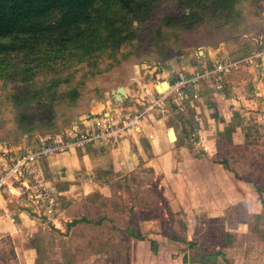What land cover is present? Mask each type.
Returning a JSON list of instances; mask_svg holds the SVG:
<instances>
[{
  "label": "rangeland",
  "instance_id": "obj_1",
  "mask_svg": "<svg viewBox=\"0 0 264 264\" xmlns=\"http://www.w3.org/2000/svg\"><path fill=\"white\" fill-rule=\"evenodd\" d=\"M150 1L152 5L147 6L150 11L148 16L138 19L132 16L126 18L130 21V30L133 34L126 44L118 49L115 57L102 56L98 59L100 65L96 74L92 73L89 64L75 65V60L52 61L34 68L30 59L21 53H0L1 176L18 161L40 149L42 141L47 145H55L54 147H59L66 141L77 143L85 134L83 129L89 116L100 119L104 117V112H113L115 107L125 109L124 112L127 113L143 111L144 106L136 102L134 96L123 97L122 102L119 100L114 102L112 92L120 86L129 88L134 94L144 84L150 85L152 96L148 97L147 101L153 107L138 123V126L144 123L142 128L153 124V131H158L160 128L155 126L154 122L164 119V133H167L169 140V131L172 129L178 134L182 128L187 131L191 129L190 134L197 130H209L204 121L206 110V114L211 117L208 108H204L205 92L213 90L218 85L217 82L232 83L238 78L239 74H235L237 68L240 74H247V70L243 69L245 66L241 64L235 66L233 64L235 61L225 54L227 48L230 51L237 48L233 51L236 60L251 52L248 48H253V44L252 46L248 44L255 42L253 39L264 41V0H239L237 9L240 13L236 18L233 15L228 22L218 23L212 20L206 27L190 32L170 31L161 26L163 18L181 9L180 5H177V0ZM111 12L123 13L118 7L111 8ZM57 18L56 15L52 21ZM241 42L245 43L242 45ZM217 46L224 48L222 54L224 57L217 59L218 63L208 66L200 62L199 57H202L203 53L198 54L199 50L207 52ZM257 47L263 46L257 44ZM113 58H118L119 63L113 64ZM111 64L113 66L108 71L107 68ZM219 65L223 67L222 70H219L221 67ZM182 67L185 69L191 67L194 71L183 72ZM211 70H213L211 74H206ZM203 74H205L203 78L197 79L198 75L200 77ZM191 77L197 80L180 90V95L172 92L161 99V96L155 93L157 90L154 91L152 87L154 83L152 79H155L158 85L161 81L169 80L172 83L177 78L186 80ZM57 79L67 81L58 83L52 93L56 96L58 94L71 105L66 106L63 99L57 100L53 106L54 117L46 121L39 112L41 109L37 106L38 102L30 101L32 103L27 109L37 111L39 120H34L32 128L21 127L18 115L21 110L20 104L23 102L15 104V98L19 95L20 99L26 89L33 91L38 87L47 88L46 86ZM196 84L197 89L193 93L199 97L194 99L195 107L192 108L189 94ZM77 85H82L79 87L80 95L74 99L72 95L66 97L68 91L65 87ZM16 87L19 88L18 92ZM209 101L211 102L210 99ZM132 132L135 131H128L127 135ZM198 137L199 133L196 136L192 134V139H182L181 143L177 144V147L183 148L179 158L176 154L170 159L168 154L165 162L162 155L141 161L138 167H130L121 178L105 184L90 194L73 199L71 197L76 193L70 191V199L58 201V195L53 189L55 202L51 210L40 207L37 209L34 203L26 201L29 204L27 208L29 214L37 219L30 227H25V232L7 235L0 240V264H164L166 258L157 261L152 252H149L148 242L145 245L149 237L142 236L140 223L155 216L162 217L165 208L168 210V200L171 196L162 185H168L174 178L183 184L184 190H187L192 202L190 212L198 218V229L193 234L196 241L202 239L208 231L214 233L219 230L222 233L225 251L221 255L223 257L220 264L233 263V257L240 252L242 240L248 247L243 251L244 258L252 264L257 261L255 255L258 254L259 264H264V208L260 205L263 193H259V188L253 186L256 184L264 189V145L236 146L235 140L224 134L217 141L219 149L217 148L216 154L214 140L210 136L206 138L203 136L201 141ZM120 140L121 138L118 142ZM118 142L89 144L113 146ZM86 145L77 144L37 157L32 162V167L27 166L29 171L34 172L25 175L22 182L32 183L37 179L51 188L49 181L44 180L37 170L38 160L61 155L75 147L82 148ZM193 157L213 161L214 166L209 169L208 178L200 179L197 170L191 164ZM167 161L182 163L179 168L177 167L176 171L179 172L175 177H171L163 170V163ZM247 181L251 183L248 184ZM14 183L15 186L19 184L17 181ZM1 193L6 197L11 196L7 189ZM11 205L19 206L17 203ZM162 221L165 236L185 239V234L179 237L173 235L172 220L164 217ZM242 221L248 224V236L240 239L230 235L233 228L236 230L237 224H241ZM184 223L181 221V229H186ZM250 247L253 251L249 253ZM196 248L191 251L190 256L182 258L184 264L219 262V258L214 254L212 259ZM158 253L161 256L170 255L167 254L170 251L165 249ZM172 254L176 255L174 252Z\"/></svg>",
  "mask_w": 264,
  "mask_h": 264
},
{
  "label": "crops",
  "instance_id": "obj_2",
  "mask_svg": "<svg viewBox=\"0 0 264 264\" xmlns=\"http://www.w3.org/2000/svg\"><path fill=\"white\" fill-rule=\"evenodd\" d=\"M253 40L255 42L248 44L249 46L253 44V48H248L251 52L244 57L237 58V61L234 60L236 57L234 58L235 55L233 54V51L237 48H232L231 51L227 48V53L225 54V56L235 61L233 62L235 66L240 64L245 66L243 69L247 70V74H240V72L237 71L239 68H237L235 74L239 75L236 80L232 81V83L229 81L217 82L218 85L213 88L214 91L207 90L205 92V101H203L205 105L204 108H208L212 117L206 114L207 110L204 112L205 114L203 113L205 124L209 130H197L192 134L196 136L199 133L198 138L200 141L204 138L203 136H205V138L210 136L211 139L214 140L213 146H215L214 150L216 154L218 153L217 141H219V137L224 134L230 135V138L235 140L236 146H244L246 144L264 145V41H259L258 39ZM244 43L241 42L242 45ZM254 43H256V45H254ZM257 44L263 47L258 48ZM225 46L227 47V45ZM199 53H203L202 57H199L200 62L210 66L218 63L217 59L224 57V55H222L224 54V48L217 46L210 48L207 52H200L199 50L198 54ZM182 70H184L183 72L189 71L191 73L194 71V68L188 67L185 69V67H182ZM167 76L169 75L167 74ZM158 78L159 74L156 75V80H158ZM156 80L152 79L154 82L152 87L157 86ZM167 82L171 84V81L167 80ZM197 85L198 84L193 86V91L191 90V94H189L192 99V108L195 107L193 103L194 99L199 97L197 94H194ZM149 86V84L143 85V87L150 88ZM125 90L128 97L134 96L135 98L139 96L141 87L137 89L134 94L127 87ZM106 112H104V115L108 113ZM154 124L159 127L160 130L153 131V124L147 128H142V125H144V123H142L141 126L130 135H127V132L122 133L120 137L121 140L119 142L117 141L118 143H115L113 146H90V144H87L82 148L75 147L73 150L61 155L40 158L38 160L39 169L37 170L40 172V176H43L44 180L49 181L50 186L58 195V201H63L65 199H70V191L76 193L71 197L73 199L95 192L105 186V184L121 178L130 167H138V164L146 159H153L162 155L165 162L168 154L170 159L173 157L172 155L176 154L179 158V154L183 148L180 146L177 147V144L181 143L182 139H192V134H190L192 130L190 129L186 134L182 128L181 132H179L180 134H178L172 129L175 133V139L170 141L167 133H164V119L156 120ZM0 157L2 158V156ZM192 160L191 164L193 168L197 170L200 179L208 178L207 173L209 169L214 166V163L212 164L213 161L198 157H193ZM181 165L182 163L177 164L176 162L167 161V163H163L162 168L165 172H168L171 177H175L179 172V170L178 172L176 171L177 167L179 168ZM176 180L177 179L174 178L168 185H162L166 193L171 196V199L169 198L168 200V210L170 212L165 208L162 217L155 216L140 223L142 236L149 237V239H145V245H147L148 242L147 248L149 252H152V256L157 259V261L166 258L171 262H176V264H184L182 258L189 255L191 251L197 247L196 249H200L201 252L208 254L209 258H212L214 254L216 258H219V262L215 261V263L217 262L216 264H220L223 256L219 254V251L222 253L225 251L222 233L219 230L214 233L208 231L205 236L203 235L204 237L199 239V241L197 240L198 243H196V236L193 237V234L196 232V229H198V218L190 212L192 202L190 196L186 192L187 190H184L183 184H181L179 180ZM9 187L11 191L9 192V195H11L10 197H6L5 194H2L3 192H0V240L7 235H19L25 232V227H30L32 223L34 224V220L37 219L29 214L27 210L29 204L26 198L24 196H19L20 192L16 187L12 185H9ZM262 201L264 202V193L262 199H260V203ZM11 203H17L19 206H13ZM260 205L264 208V205ZM164 217L169 221L172 220L173 235L179 237L185 234L186 237L184 240L180 238H170L172 236H165L162 221ZM181 221L185 222L184 225H186V229L180 228ZM247 228V222L242 221L241 224H237L236 230L233 228L230 235L235 238L245 239L248 236ZM211 236H213V238ZM243 242L242 240V244L240 247L238 246L240 252L239 254H235L232 264H250L249 260L244 258L243 251H246L248 247ZM164 249L170 251V253H167L170 255L161 256L158 253V251ZM255 250L260 251L261 249ZM250 251H253L251 247L248 252L250 253ZM173 252L176 255H173ZM237 252V248L235 247V253ZM177 255H179V257ZM255 257L257 261L252 264H259L260 257L258 254H256ZM203 263L214 264V262ZM187 264L202 263L195 262Z\"/></svg>",
  "mask_w": 264,
  "mask_h": 264
},
{
  "label": "trees",
  "instance_id": "obj_3",
  "mask_svg": "<svg viewBox=\"0 0 264 264\" xmlns=\"http://www.w3.org/2000/svg\"><path fill=\"white\" fill-rule=\"evenodd\" d=\"M238 4L239 0H177L181 9L163 18L161 26L170 31L190 32L206 27L212 20L215 23L228 22L233 15L236 18L240 13ZM151 5L150 0H0V53H21L30 59L34 68L52 61L75 60V65L89 64L92 73L96 74L100 65L98 59L115 57L133 34L126 18L148 16L147 6ZM113 7L123 13L111 12ZM56 15L58 18L52 21ZM117 62L119 59L113 58V64ZM113 64L108 66V71ZM65 81L57 79L47 88L26 89L20 99L19 95L14 96L15 104L23 102L18 115L21 127L32 128L34 120H39L37 111L27 109L33 100L38 102L39 112L46 121L54 117L53 106L63 98L52 90ZM79 87L82 85L65 87L68 91L66 97L77 98ZM18 89L16 87L17 92ZM63 101L66 106L71 105ZM183 130L187 134V130ZM253 186L259 188V193H264L260 186ZM164 264L176 262L166 259Z\"/></svg>",
  "mask_w": 264,
  "mask_h": 264
},
{
  "label": "built area",
  "instance_id": "obj_4",
  "mask_svg": "<svg viewBox=\"0 0 264 264\" xmlns=\"http://www.w3.org/2000/svg\"><path fill=\"white\" fill-rule=\"evenodd\" d=\"M221 65H219L220 67ZM222 66L219 70H222ZM213 70L210 72H206V74H211ZM205 74L197 77V79L203 78ZM195 78H177L174 82L169 84V88L164 93L160 94L156 91L155 87L153 90L156 91L157 95L161 96V99L167 97L168 94L172 92H176L180 95V90L185 88L186 86H190V82H195L197 80ZM141 94L135 97L136 102L142 104L144 106V110L140 112H124L125 109L116 108L113 112L108 113V116L104 115L102 118L89 116L87 121L85 122V129L83 132L81 139L77 140V143L66 141L59 147H54L55 145H47L44 141L40 142L41 148L38 149L35 153L29 154L24 159L17 162L11 169L5 172L4 176L0 175V192L7 189L10 191L9 185L16 187L20 192L19 196H24L28 202L34 203L35 207L38 209L44 208L51 210L52 205L55 202V193L53 188L46 187L43 182L35 179L34 182L24 181L22 182L24 176L29 175L34 172V170L29 171L27 166L32 167V162L39 156L49 155L54 153L56 150H63L64 148L68 149L69 147H73L77 144H89V143H100L106 144L110 141L117 142L121 137L122 133L128 131L137 130L138 123H140L143 115L153 106L149 104L147 98L152 96L151 89L148 87L141 88ZM143 100V101H142ZM148 102V104H147ZM148 105V106H147ZM30 162V163H29ZM29 163V164H28ZM10 180L9 182H7ZM19 182L18 186H15L14 182Z\"/></svg>",
  "mask_w": 264,
  "mask_h": 264
},
{
  "label": "water",
  "instance_id": "obj_5",
  "mask_svg": "<svg viewBox=\"0 0 264 264\" xmlns=\"http://www.w3.org/2000/svg\"><path fill=\"white\" fill-rule=\"evenodd\" d=\"M200 52H201V51H200ZM165 83L168 84L167 81H164V82H162L161 84H165ZM159 84H160V83H158V85H159ZM158 85L156 86V90H157L158 93H160V92H159ZM168 87H169V84H168ZM112 96H113L114 100H119L120 102H122L123 97H125V98L128 97V96H127V93H126V90H125V87H123V86H120V87H118V88L116 89V91H113V92H112Z\"/></svg>",
  "mask_w": 264,
  "mask_h": 264
},
{
  "label": "bare ground",
  "instance_id": "obj_6",
  "mask_svg": "<svg viewBox=\"0 0 264 264\" xmlns=\"http://www.w3.org/2000/svg\"><path fill=\"white\" fill-rule=\"evenodd\" d=\"M162 82H164V81H161L160 82V84L158 85V88H159V92L161 93H164L165 91H167L168 90V84H161ZM170 133H169V137H170V140L171 141H173L174 139H175V133H174V131H169Z\"/></svg>",
  "mask_w": 264,
  "mask_h": 264
}]
</instances>
